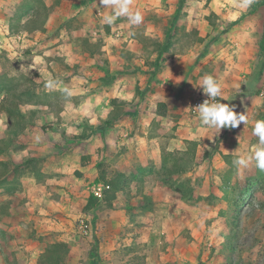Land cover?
Here are the masks:
<instances>
[{
  "label": "rangeland",
  "instance_id": "374dc122",
  "mask_svg": "<svg viewBox=\"0 0 264 264\" xmlns=\"http://www.w3.org/2000/svg\"><path fill=\"white\" fill-rule=\"evenodd\" d=\"M22 1L17 3L16 7L20 6ZM46 1L53 4V12L50 13L45 27L40 32L47 33L48 24L53 25V33L50 36L40 37L39 41L49 42L51 39H56L57 43L54 46L63 45L66 48L63 57L46 55L45 48L33 53V48L27 40L34 38L33 36L23 37L25 32L6 34L5 21H0L2 68L0 90L7 92L0 107L10 109L14 119L18 117L15 112L26 107L29 102L60 107L67 101L65 93L55 89L56 85L53 84L52 79H46L38 71L30 70L29 64L48 66L53 74L58 70V75L62 70L87 66V63L94 60L96 64L100 63L104 67L108 65L107 61L110 57L107 51L101 52L100 48L106 45L114 47L115 50H122L124 54L125 46L140 43L144 46L143 53L149 60L153 55L155 59L157 54L155 49L159 44L167 43L172 46L164 59L173 54H185L193 48L200 53L196 57L198 61L206 62L207 71L222 80L223 86L227 85L223 84V76L227 75L225 72L227 65L251 63L244 90L238 83L229 85L236 90L230 92L229 98L222 96L226 100L221 102L235 106L239 101L238 97L248 94L262 96L264 91L263 0H253L251 5H247L245 0H203L206 2L181 0L176 19H173L172 15L158 13L157 6L145 5L150 0H131L132 11H139L143 16L139 25L131 24L125 16L114 18L112 24H107L103 17L112 15L113 9L97 6L96 0ZM81 1L91 3V9L84 7L79 10ZM213 7L222 9L223 14L219 15L220 18L216 19V23L209 27L206 33L195 27L192 20L186 18L189 14L188 8H193L194 13L202 17L204 9L211 11ZM30 11L28 8L15 11L9 18V23L16 12L20 15L23 12L29 14ZM62 11H68L73 17L68 21L53 17ZM82 26L84 31H78L77 28ZM118 31L123 33L120 35ZM37 32L39 31L30 34L36 35ZM201 32L203 35L200 34ZM20 35L22 39L18 38ZM202 44L204 47L201 49ZM51 47L53 45L49 46ZM36 55L51 58L55 64H49L46 58ZM137 59L135 57L131 60L137 62ZM152 62L154 64V61ZM153 64L151 67H155ZM158 70L160 66L156 68L157 72ZM34 78L38 80L35 81ZM50 82H52L51 86H49ZM197 94L193 91L192 97ZM261 98L263 103L259 111L249 116L246 114L248 121L246 126L242 122L236 128L225 127L221 130L210 128L208 132L203 131L204 136L200 137V141H195L196 145L193 144L187 154L171 156L170 165L158 174V176L162 174L167 186L163 184L164 187L156 189L153 194L151 186L154 184L149 182L147 193H143L145 192L143 190L130 197L135 205L140 204L142 207L141 210L133 213L130 223L122 227H108L99 223L92 215L91 230L98 232L96 235L99 236L100 241L97 242L98 238H93L91 234L90 237L75 238L79 240L75 246L72 242L71 244L67 242L71 246L65 264H264V171L256 167L254 160L247 167H238L234 164V160L239 156H248L259 146V138L253 134V127L256 121L264 120V115H261L264 113V93ZM243 102L245 104H241L242 110L257 105L254 99H245ZM33 110L36 113L41 109ZM253 120V123H249ZM44 126L50 127L49 122ZM238 136L242 138L246 136L247 142L241 143L237 151L224 153L221 149L224 146L223 142L230 143L228 148H232L235 141L238 143L240 140ZM202 138L207 139L204 143L208 145H201ZM9 153H0V158L9 160L8 162H11L12 158H18L16 154ZM193 153L194 155L198 153L196 161L191 157ZM35 154L40 160L33 161V165L37 162V165L44 168L53 160L55 153L42 151ZM174 160H178V163L172 168ZM4 168L7 169L5 176H10L12 174L10 165H0V170ZM170 169L175 172L170 174L168 171ZM6 182L10 184L11 189L17 188L18 178L9 180L6 177ZM149 203L150 205L157 203L153 214L148 209ZM134 215L139 216L137 221ZM83 216L86 218L87 215ZM149 217L152 222L148 221ZM78 220L77 218L75 227L79 224ZM96 220L99 225L94 227ZM105 233L112 237L110 241L116 240V243L110 246L109 238H105ZM54 234L55 232L47 234L44 230L37 238L33 232L30 233V240L34 243L37 252L34 264L38 263L48 244L62 240ZM129 238L135 239L128 243ZM144 238L146 241H143ZM104 240L108 244L104 243ZM37 247H40V252ZM30 261L31 259L26 258L21 263L16 261L10 264H30Z\"/></svg>",
  "mask_w": 264,
  "mask_h": 264
},
{
  "label": "crops",
  "instance_id": "0c3cea01",
  "mask_svg": "<svg viewBox=\"0 0 264 264\" xmlns=\"http://www.w3.org/2000/svg\"><path fill=\"white\" fill-rule=\"evenodd\" d=\"M20 1L0 0V21H5L6 34H10L8 20ZM96 1V5L100 6L99 0ZM47 3L53 5L48 1ZM181 3V0H150L145 5L157 6L158 13L172 15L173 19H176ZM84 7L91 9L92 4L81 1L79 10ZM192 9L188 8L189 14L186 18L192 20L195 27H199L205 33L212 27L207 16L212 11L217 15L223 14L222 9L213 7L211 11L204 9L201 14L203 16L199 17L200 15L198 16ZM52 12L53 9L51 14ZM53 17L68 21L73 14L62 11ZM52 28L53 25L47 24V33L39 31L36 35L23 34V37L25 35L34 37L27 39L33 53L45 48L46 55L62 57L65 55L66 48L63 45L54 46L57 43L56 39L49 42L39 41L44 35H52ZM248 28L251 31V28ZM77 29L84 31L83 26ZM203 32L200 34L203 35ZM118 33L121 35L123 32ZM23 37L20 35L18 38ZM52 45L53 47L49 48ZM125 47L126 50L122 54V50H115L109 45L101 46L100 51H107L110 57L107 66L96 64L94 60L87 63V66L62 70L59 75L58 70L53 74L48 66L29 64L30 70L38 71L44 78L53 80L55 89L63 91L67 96L66 103L54 107L29 102L26 107H22L21 112H15L18 115L17 119L12 118L10 109L0 107V139L7 145L11 144L8 151L3 153L12 152L18 156L17 159L12 158L11 162L3 158L0 160L10 165L11 173L14 168L20 170L16 176L17 188L11 189L10 184L6 182V177L9 180L15 178L13 173L10 176L0 175V264L16 261L21 263L26 258L31 259L30 264H34L37 252L30 240L32 232L37 238L44 230L47 234L55 232L54 235L70 244L72 242L74 246L79 241L75 238L90 237L91 234L93 238H98L96 241L99 242L96 230L95 232L91 230L89 236H81L78 233L79 225L75 227V223L77 218L80 219L83 215L88 216L86 219L91 229L92 215L99 223L108 227L127 225L132 221L133 213L142 208L140 204L135 205L130 197L143 190H145L143 193H147L149 182L154 184L151 186L153 194L156 189L167 186L162 174L161 176L158 174L170 165L171 156L185 154L191 149L190 141H200V137L204 136L203 131H209L210 128L201 124L198 113L191 111L195 98L192 97L193 91L201 92L202 87L199 86L203 77L211 74L207 71L206 62L201 63L196 58L200 53L190 48L185 54H173L164 59L172 46L163 43L155 49L157 53L155 59L153 55L149 60L143 53L142 44L135 43L133 46ZM200 47L202 49L204 44ZM36 56L46 58L49 64H55L51 58ZM135 57L138 58L137 62L131 60ZM152 61L155 67H151ZM249 65L251 63L247 62L242 65H227L225 70L227 75L223 76V84L227 85L223 86L222 80L217 78L221 84L223 97L229 98L230 92H235L236 89L229 86L234 83H238L244 90L248 82ZM158 66L160 70L157 72ZM263 93L264 91L261 97ZM6 94L5 90H0V104ZM261 97L255 94L238 97L239 101L234 106L235 111L240 110L238 113L252 115L259 111L263 103ZM245 99H254L257 105L242 110L241 104H245L243 102ZM38 107L41 110L35 113L33 109H39ZM114 115V119L106 123ZM46 122H49L50 127L45 128ZM253 122L254 120L249 121ZM245 137L238 136L241 142L235 141L232 148H228L230 143L223 142L224 146L221 149L224 153L237 151L241 143L247 142ZM206 140L202 138V146L208 145L204 143ZM201 145L199 144V147ZM42 151L55 153L50 163L44 168L38 165L39 169L33 170L25 167L26 160L30 157L32 160H40L35 153ZM101 170L107 172V177H112L113 173H120L125 180L111 201L104 195L105 184L100 179ZM97 187H103V195L95 196L97 199L95 205L85 211L84 207ZM154 200L156 201V198ZM151 205L149 203L148 209L153 214L157 203ZM138 217L134 215L136 221ZM150 219L151 217L148 221L152 222ZM97 220L94 227L99 225ZM105 235V238H109L110 246L116 243V240L110 241L111 236H107L106 233ZM134 239H127L128 243ZM143 241H146V238ZM37 248L40 252V247Z\"/></svg>",
  "mask_w": 264,
  "mask_h": 264
},
{
  "label": "clouds",
  "instance_id": "9594fccd",
  "mask_svg": "<svg viewBox=\"0 0 264 264\" xmlns=\"http://www.w3.org/2000/svg\"><path fill=\"white\" fill-rule=\"evenodd\" d=\"M253 0H245L247 5H251ZM101 7L112 8L113 14L103 17L107 24H112L114 18L121 16L127 17L128 21L133 25H139L143 16L139 11L133 12L131 9V0H99ZM50 82V85L51 86ZM202 87L204 94L208 99L198 105V116L202 125L208 128H236L242 122L247 125L245 113H237L234 106L223 103L226 100L222 97V88L220 82L213 75L208 74L203 77ZM67 92V90H65ZM70 94V93H68ZM219 98V99H218ZM253 134L259 138V146L248 156H239L234 160V164L238 167H247L253 160L255 165L261 171H264V120H258L253 127Z\"/></svg>",
  "mask_w": 264,
  "mask_h": 264
},
{
  "label": "trees",
  "instance_id": "16d2710c",
  "mask_svg": "<svg viewBox=\"0 0 264 264\" xmlns=\"http://www.w3.org/2000/svg\"><path fill=\"white\" fill-rule=\"evenodd\" d=\"M28 8L30 9V13L27 14V12H23L20 15L16 14L14 17L11 18L10 21V32L13 34H18L20 32H25V33H33L36 31L42 30L46 22L50 16V13L52 11L53 6L48 5L46 0H23L21 5L16 7V11H20L21 9ZM220 18L219 15H217L215 12H211L207 16V20L211 25H214L216 23V19ZM1 77V74H0ZM3 86H5L3 84ZM2 86V87H3ZM163 105V104H160ZM115 115L111 117L109 120H107L106 123H109L114 119ZM190 147L194 144L196 145V142L190 141ZM11 144L7 145L5 144V141L3 139H0V153L8 151V147H10ZM187 154V152H185ZM184 154V155H185ZM175 156V155H172ZM193 159H195V155L191 156ZM33 158L30 157L26 160V165L25 167H29L30 170H33V168L39 169V166L35 163L33 165ZM179 159V158H178ZM178 160H174L172 163V168H175L177 165ZM8 164L4 160H0V165H6ZM191 164H189L190 166ZM101 176L100 179L103 180L105 184V189H104V195L105 198L109 201L114 199L116 197L117 191L123 186L125 180L123 178V175L120 173H113L112 177H107L106 174L107 172L104 170H101ZM170 174H173L175 170L170 169L168 170ZM7 172V169L4 168V170H0V175H5ZM14 177L19 175L20 170L19 168H14L12 171ZM97 199L95 196H90L88 199V202L86 206L84 207V210L87 211L91 207H93L96 203ZM70 253V246L67 242L62 241V240H57L54 241L50 244H48L45 248V252L40 256L38 263L37 264H65L68 258V255Z\"/></svg>",
  "mask_w": 264,
  "mask_h": 264
},
{
  "label": "built area",
  "instance_id": "2783aa9c",
  "mask_svg": "<svg viewBox=\"0 0 264 264\" xmlns=\"http://www.w3.org/2000/svg\"><path fill=\"white\" fill-rule=\"evenodd\" d=\"M208 99V97L204 94L203 91L199 92L192 101L191 111L193 113H198V105L204 102V100ZM219 99V98H218ZM93 194L96 197H102L103 195V187H97L93 190ZM78 233L81 236H89L91 233L90 223L86 218L81 217L79 220Z\"/></svg>",
  "mask_w": 264,
  "mask_h": 264
}]
</instances>
